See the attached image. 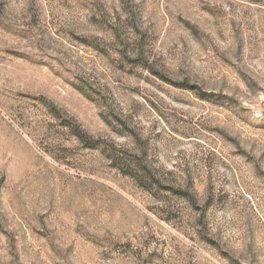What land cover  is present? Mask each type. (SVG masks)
<instances>
[{"label": "rangeland", "instance_id": "1", "mask_svg": "<svg viewBox=\"0 0 264 264\" xmlns=\"http://www.w3.org/2000/svg\"><path fill=\"white\" fill-rule=\"evenodd\" d=\"M0 264H264V0H0Z\"/></svg>", "mask_w": 264, "mask_h": 264}]
</instances>
